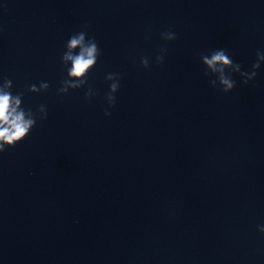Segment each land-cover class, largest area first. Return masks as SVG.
<instances>
[{
  "label": "clouds",
  "instance_id": "obj_1",
  "mask_svg": "<svg viewBox=\"0 0 264 264\" xmlns=\"http://www.w3.org/2000/svg\"><path fill=\"white\" fill-rule=\"evenodd\" d=\"M87 29V25H84ZM160 38L166 42L175 41L177 34L171 29L160 33ZM65 51L61 57V62L66 68L67 77L61 82L62 86L57 89V93L64 95L69 90H77L88 83L89 73L96 66L100 56L101 49L94 37H89L86 30H81L71 35L65 44ZM78 49V51H74ZM167 52L166 47H161L156 58V64H162ZM200 61L204 67V75L215 77L210 79L213 87L219 86L224 94L230 93L236 87V80L233 74H239L244 84L255 80L257 70L261 63H264V52H256V61L252 64L250 71L242 70L239 63L233 61L231 54L227 49H215L204 54H199ZM71 67H66L68 62ZM140 66L144 69L150 67L148 57H141ZM105 79L110 82L109 91L105 95L107 107L105 116H110L113 107L116 104V93L120 88V73H108ZM13 82L8 77H3V83L0 84V153L9 148H14L18 143L24 141L37 126V121L45 120L48 111L45 105H40L37 112L31 109L21 107L23 93L12 94ZM50 88L48 82L41 81L39 86L32 84L27 87L30 93L47 92ZM96 93L89 87L84 94V99H91ZM258 231L264 234V225L258 226Z\"/></svg>",
  "mask_w": 264,
  "mask_h": 264
}]
</instances>
